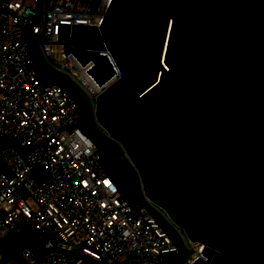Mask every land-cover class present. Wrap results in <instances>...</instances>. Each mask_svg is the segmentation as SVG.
I'll list each match as a JSON object with an SVG mask.
<instances>
[{"label":"water","instance_id":"water-1","mask_svg":"<svg viewBox=\"0 0 264 264\" xmlns=\"http://www.w3.org/2000/svg\"><path fill=\"white\" fill-rule=\"evenodd\" d=\"M103 17L41 43L106 86L94 122L203 247L193 264H264V0H110Z\"/></svg>","mask_w":264,"mask_h":264},{"label":"built area","instance_id":"built-area-1","mask_svg":"<svg viewBox=\"0 0 264 264\" xmlns=\"http://www.w3.org/2000/svg\"><path fill=\"white\" fill-rule=\"evenodd\" d=\"M109 2L0 0V164L9 173L0 167V240L33 226L43 254L21 250L26 264H193L203 247L141 191L134 205L120 195L77 126V102L40 78L42 63L84 92L93 112L106 86L62 44L42 43L58 42L59 25L100 27Z\"/></svg>","mask_w":264,"mask_h":264},{"label":"trees","instance_id":"trees-1","mask_svg":"<svg viewBox=\"0 0 264 264\" xmlns=\"http://www.w3.org/2000/svg\"><path fill=\"white\" fill-rule=\"evenodd\" d=\"M39 67L41 70L40 78L44 83H58L59 86L67 89L72 99L77 102L79 107L77 126L97 147L102 167L105 169L108 179L112 181L113 184L117 185V188L120 190V195L130 202L131 205L142 203L144 198L142 194H140L141 187L135 169L130 166L128 158L125 157L121 148L115 141L106 139L94 126L92 108L89 101L85 98L86 95L78 88L66 85V80L58 76V74L49 72L42 63ZM17 234L12 230L5 240H0V255L1 258H3V262H7L15 257L17 253L21 252V250L26 247L30 248L37 257L43 254L42 242L36 240L35 236L30 238L22 233H20V235Z\"/></svg>","mask_w":264,"mask_h":264},{"label":"rangeland","instance_id":"rangeland-1","mask_svg":"<svg viewBox=\"0 0 264 264\" xmlns=\"http://www.w3.org/2000/svg\"><path fill=\"white\" fill-rule=\"evenodd\" d=\"M66 85H68L67 83H65ZM68 86H72L71 84H69ZM74 86V85H73ZM75 87V86H74ZM75 88H77V87H75ZM80 90V89H79ZM81 91V90H80ZM82 92V91H81ZM82 93H84V92H82ZM90 103V102H89ZM90 106H91V108H92V104L90 103ZM95 131V130H94ZM99 132V131H98ZM0 167H1V170L3 171V172H5L6 173V175L9 177V173L5 170V168L2 166V164H0ZM13 230H15L14 232H16V233H20V232H22V233H24V232H27V233H31V234H34V233H36V229L33 227V226H31V225H29V224H26V225H18V226H16V228H14ZM7 238V236L6 237H4L2 240H5ZM184 257V253L178 258V261H180L181 260V258H183Z\"/></svg>","mask_w":264,"mask_h":264},{"label":"crops","instance_id":"crops-1","mask_svg":"<svg viewBox=\"0 0 264 264\" xmlns=\"http://www.w3.org/2000/svg\"><path fill=\"white\" fill-rule=\"evenodd\" d=\"M15 231V230H14ZM22 233V232H20ZM20 233H16L17 235H20ZM22 234H25L26 236L32 238L36 235V233L34 234H31V233H27V232H24ZM28 248V247H26ZM27 262L23 259V256L19 253H17V255L13 258H11L10 260H8L7 262H3V258H1V255H0V264H26Z\"/></svg>","mask_w":264,"mask_h":264}]
</instances>
